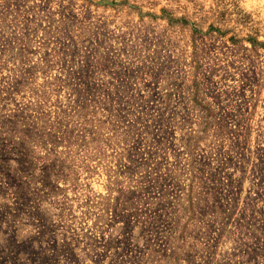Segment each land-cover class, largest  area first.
Here are the masks:
<instances>
[{"label":"rangeland","instance_id":"374dc122","mask_svg":"<svg viewBox=\"0 0 264 264\" xmlns=\"http://www.w3.org/2000/svg\"><path fill=\"white\" fill-rule=\"evenodd\" d=\"M0 264H264V0H0Z\"/></svg>","mask_w":264,"mask_h":264}]
</instances>
